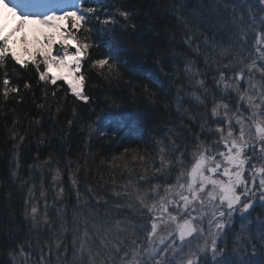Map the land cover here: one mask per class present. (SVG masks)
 Masks as SVG:
<instances>
[{
  "label": "snow or ice",
  "instance_id": "6c2138e0",
  "mask_svg": "<svg viewBox=\"0 0 264 264\" xmlns=\"http://www.w3.org/2000/svg\"><path fill=\"white\" fill-rule=\"evenodd\" d=\"M94 3L95 0H7L13 16L19 17V22L6 35L3 34L4 24L0 23V69L3 70L0 95L4 103L10 97H18L17 102H23L20 83H14L8 73L9 58L23 69L31 65L39 81H50L52 85L65 81L75 97L89 102L83 69L84 58L93 45L87 42V36L82 40L77 33L82 29L91 32V27L84 26L90 24L93 18L99 19L97 7L91 6ZM172 3L182 5L183 0H172ZM259 3L264 5V0H259ZM205 6L214 8V4ZM223 7L227 9L232 5L225 2ZM232 11L230 21L212 24L209 20L211 28L220 37L230 34L227 40L229 46H225L217 36L211 39L206 37L203 41L206 50L201 55L204 56L205 67L211 63L218 65V75L213 77V87L217 89L218 96H213L207 117H192L203 121L199 125L202 135L191 137L194 141L191 150L183 143L182 132L170 130L166 146L163 141H157L161 145L158 150L159 162L156 164L153 161L152 179L162 180L163 183L152 184L146 175L140 177L149 183L151 196L148 192H131L127 186L115 192L116 197L123 199L122 204L116 205L117 208H133L145 218L139 230L127 218L124 221L115 219L104 221L103 228L94 226V236H90L87 230L81 236L80 217L74 216L70 224L61 218L57 231L48 218L47 202L41 211L29 199L25 201L28 206L25 219L30 231H39L41 225L52 231V236L47 240L36 241L39 260L32 264H50L53 251L57 264H84L85 258L87 264H174L173 258H177L179 264H208L209 258L211 264H264V213L254 215L257 200L253 191H259L258 199L264 201V18L260 20L261 30L258 32L256 17L253 16L251 22L247 23L243 17L239 20L236 18L234 8ZM119 15L128 20L132 14L123 11ZM65 21L70 27L63 25ZM112 22L111 18L103 21L105 25ZM29 24L37 26L33 29L37 34L31 42L34 47L24 48L25 59L12 49L10 40L15 32ZM131 27L133 30L136 28L135 24ZM250 33L255 41L251 48L248 41ZM56 36H59L58 40ZM185 43L190 42L186 40ZM56 44H59V51L53 54ZM103 46L106 50L104 56L89 61L90 67L99 69V74H113L117 55L124 49L121 41L114 36L105 39ZM245 50L249 55H242ZM164 54L159 52L154 57L158 70L142 69L144 78L156 87L163 86L161 74L168 75L163 73V66L160 65ZM53 67L63 69L64 74L52 75ZM183 71L188 75L189 83L194 87L199 86L207 99L206 94L210 89L204 79H197L203 74L196 69L195 63L186 59ZM31 87V83H23L24 90ZM144 89L148 91L147 85ZM180 92L178 88L177 109L182 104ZM55 95L53 92L52 96ZM192 96L204 105L200 95L192 92ZM246 112L249 115L246 116ZM68 123L71 124V121ZM17 135L13 131L12 139L16 140ZM24 139L23 135L19 136L20 142ZM177 139L182 143L177 144ZM128 151L124 149L125 153ZM122 158L123 154L112 159L116 161ZM136 158L133 156V160ZM173 173L174 180L171 179ZM257 175L260 177L258 180ZM221 176L227 179L219 178ZM72 184L75 186V179ZM63 191L61 188L60 192ZM31 195L30 191L29 197ZM261 206L264 207V204ZM235 216L241 219L239 232L233 229ZM89 218L100 219L92 213H89ZM110 224L113 227H109ZM84 227L87 228V225ZM65 232L71 233L70 242L64 236ZM97 239L99 244H96ZM9 244L11 261L15 262L20 257L19 264H27L28 258L33 255L31 241L17 243L12 240ZM69 254L73 257L72 261L67 259ZM256 254L260 259L255 258ZM0 264H9V261L0 260Z\"/></svg>",
  "mask_w": 264,
  "mask_h": 264
},
{
  "label": "trees",
  "instance_id": "16d2710c",
  "mask_svg": "<svg viewBox=\"0 0 264 264\" xmlns=\"http://www.w3.org/2000/svg\"><path fill=\"white\" fill-rule=\"evenodd\" d=\"M243 1L183 0L182 5H173L172 0H95L91 6L97 7L99 19L93 18L84 26L91 27V32L82 29L77 33L82 40L87 36V42L93 45L84 58L85 92L90 97L87 103L75 97L64 81H58L57 85L39 81L31 65L23 69L9 58L8 73L14 83H20L23 102L18 103V97H10L4 103L0 95V260L19 264L20 257L12 262L8 255L9 242L31 241L33 255L27 264H32L39 260L36 241L43 242L52 236V231L43 225L39 231H30L25 219L28 209L25 201L29 199L41 211L47 202L48 218L57 231L61 218L70 224L74 216L80 217L81 236L85 230L94 236V226L103 228L104 221L115 219L124 221L127 218L139 230L145 218L133 208H117L123 199L116 197L115 192L127 186L131 192L138 190L140 194L148 192L151 196L149 183L140 177L146 175L152 184L163 183L152 179L153 161L159 162L161 145L157 141H163L166 146L170 130L182 132L183 143L191 150L194 144L191 137L202 135L199 125L203 121L192 117H207L213 96H218L217 89L213 87L218 65L211 63L205 67L204 56L201 55L206 50L203 41L206 37L217 36L225 46H229L227 40L230 35L220 37L211 28L209 20L212 24L230 21L233 8L236 18L238 14L241 16L246 12ZM225 2L232 7L224 8ZM212 4V9L205 6ZM123 11L132 14L128 20L119 15ZM107 18L113 22L105 25L103 21ZM18 22L8 12H1L0 23L5 27L3 34L11 32ZM62 23L70 27L68 22ZM133 24L135 30L131 27ZM232 26L235 27L234 24ZM35 27L25 25L10 40L12 49L23 58L27 57L24 48L34 47L31 42L37 34L33 31ZM113 36L121 41L124 51L117 55L113 74H99L100 70L92 69L89 61L104 56L103 41ZM186 40L190 43H185ZM248 41H252L251 33ZM57 49L59 44L53 46V52ZM159 52L165 53L160 65L163 73L168 74H161L162 87H156L145 79L142 71L143 68L158 70L154 57ZM242 55L245 56V51ZM186 59L193 61L203 74L197 79H204L209 87L207 99L199 86L189 83V77L183 71ZM2 78L3 70L0 69ZM25 81L31 83V89H23ZM145 85L148 91H145ZM178 88L182 97L180 109L176 107ZM53 92L55 96H52ZM192 92L201 96L204 105L195 100ZM13 131L18 133L16 140L12 139ZM20 135L25 137L22 142L19 141ZM176 143L181 144L182 141L177 139ZM125 148L129 150L127 153ZM122 154V159L113 161V157L119 158ZM133 156L137 158L133 160ZM174 176L175 173L171 179L174 180ZM89 213L100 219H90ZM108 226L113 227L111 224ZM64 236L70 242L71 233L65 232ZM67 259L72 261L73 257L69 254ZM50 264H57L55 251ZM84 264H87L86 258Z\"/></svg>",
  "mask_w": 264,
  "mask_h": 264
},
{
  "label": "rangeland",
  "instance_id": "374dc122",
  "mask_svg": "<svg viewBox=\"0 0 264 264\" xmlns=\"http://www.w3.org/2000/svg\"><path fill=\"white\" fill-rule=\"evenodd\" d=\"M246 3V2H245ZM262 9H264V7H262ZM262 11V10H261ZM263 14L260 13V7L256 8L255 10L251 9V11H249L247 13L246 16L243 17L244 21L247 22V23H250L251 22V19L252 17H256V29L257 31L259 32L261 30V25H260V20L262 18H264V11H262ZM15 17V16H14ZM71 43V41H69ZM59 51V49H57V52ZM56 52V53H57ZM55 53V54H56ZM258 64H259V61H257ZM52 75H61V74H64V70L63 69H59V68H56V67H53L52 70ZM65 82V81H64ZM66 83V82H65ZM243 83V82H242ZM67 84V83H66ZM68 85V84H67ZM231 107V105H230ZM246 116L249 115V113H244ZM231 115V114H230ZM171 211V209H170ZM264 213V212H263ZM237 224H239V228H237ZM233 229L234 231L236 232H239L241 230V219L239 216H235L234 217V223H233ZM258 255V254H257ZM257 258V257H256ZM258 259V258H257ZM174 260V264H179V261L177 258H173ZM208 264H211V261H210V258L208 260Z\"/></svg>",
  "mask_w": 264,
  "mask_h": 264
},
{
  "label": "flooded vegetation",
  "instance_id": "af4514ba",
  "mask_svg": "<svg viewBox=\"0 0 264 264\" xmlns=\"http://www.w3.org/2000/svg\"><path fill=\"white\" fill-rule=\"evenodd\" d=\"M246 174H247V173H246ZM219 178L227 179L226 177H222V176L219 177ZM259 178H260L259 175H257V180H258ZM253 191H255L254 199L259 200L258 198H259V196H260V192H259V191H256V190H253ZM259 208H264V207H260L258 204H256L255 210H257V209H259Z\"/></svg>",
  "mask_w": 264,
  "mask_h": 264
}]
</instances>
